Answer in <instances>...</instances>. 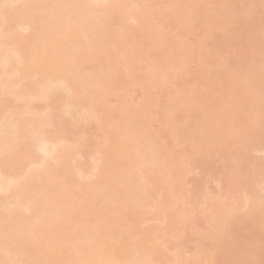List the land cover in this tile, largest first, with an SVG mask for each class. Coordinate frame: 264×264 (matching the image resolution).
Here are the masks:
<instances>
[{
  "label": "bare ground",
  "instance_id": "1",
  "mask_svg": "<svg viewBox=\"0 0 264 264\" xmlns=\"http://www.w3.org/2000/svg\"><path fill=\"white\" fill-rule=\"evenodd\" d=\"M229 4L231 0H0V264H168L166 252L173 248L169 244L166 249L168 243H175L186 226L191 232L190 212L196 209L188 207L189 217L182 209L189 202L185 182L181 184L191 170L177 162L169 144L175 150L178 143L202 164L214 155L222 165L243 160L250 142L254 152H264V53L256 52L258 60L243 75L233 67L230 59L237 51L229 37L236 35L237 17ZM248 7L246 19L261 22L254 17L256 7ZM155 16L177 19L195 36L198 49L156 28ZM254 27L264 33L263 26ZM191 62L198 68L188 98L174 89L164 93L159 120L171 139L165 138L167 146L150 130L148 112L157 95L133 108L126 91L130 94L138 84L151 94V88L187 76ZM111 96L117 106H109ZM212 117L219 127L207 125ZM227 120L233 123L229 130ZM92 121L109 144L86 141ZM91 148L94 153L88 152ZM250 164L261 179L255 185L259 191L242 178L247 195L236 199L247 198L235 204L239 209L233 207L239 201L227 206L226 194L218 196L225 202L203 196L210 208L204 226L195 230L194 242L180 237L173 248L185 258L192 253L191 264H245L260 251V246L255 251L246 246L249 236L242 239L253 225L258 229L250 233L264 234V166ZM251 187L254 196L248 194ZM154 216L163 226L168 221L165 230L153 229L157 237L149 225L143 227ZM239 230L242 236L233 238ZM174 257L172 264L183 260Z\"/></svg>",
  "mask_w": 264,
  "mask_h": 264
},
{
  "label": "rangeland",
  "instance_id": "2",
  "mask_svg": "<svg viewBox=\"0 0 264 264\" xmlns=\"http://www.w3.org/2000/svg\"><path fill=\"white\" fill-rule=\"evenodd\" d=\"M248 6H250V7L251 6H255L256 7V10H257V13L258 14L257 15H254V17L256 19H259V20L261 19V22L260 21H254L252 19H246V17H245L246 16V13H247L246 8H249ZM229 8H230L231 14L234 13L235 14V17H237L236 18V23L234 25V28H236V30H237L236 35L235 36H232V37H229V41L231 42V45H233L234 49L237 51V54L230 59V62H231V64H233V67L236 68V69H238L242 73V75H243L246 72H249L250 69L253 68L254 63L258 60V57H256V52H258V53H264V33L261 30H258L256 27H254L255 25L256 26L259 25V26H263L264 27V0H231V4H229ZM252 18H253V16H252ZM162 20L159 17H156L155 16L154 26L157 28V25H158V28H161L160 30L163 31L164 33L165 32L167 34L170 33L171 35L173 33L176 38L179 37L178 41L181 40L180 41L181 43L183 41L185 43L186 42L189 43L190 46L194 49V51H196L198 49L197 48V44H196L197 43L196 42V39L194 38L195 36H193V37L192 36H189L187 34V32L185 31V28L183 27V25H181V24L178 23V20L177 19L170 18V20L168 19V21H162ZM259 46H260V49L258 50V47ZM212 61L213 60H210V62L208 63V67L205 70V73L208 70V68L210 67V65H212V63H213ZM195 62H191L192 63L191 65L189 64L190 66H188V68H189L188 70L189 71H188V74H186L187 76L183 75L179 79H177L176 81H172L168 85L167 84L166 85L164 84L163 87H162V84H160L159 86H155L154 88H151V90H150L152 92L151 94H149V91H147L148 93L147 92L145 93L144 92L145 90L142 88V86L141 85H138V84H136V85H134V87H132V89H131L132 91L129 90L130 91V94H128V91L124 90V91L127 92L128 97H127L126 93L123 92V93H125L126 98H128V99L129 98L130 99L133 98V99H131V101L130 100H127L128 102H132V103L133 102L134 103L136 102V104L133 103V105H132L133 108H138V106H140V104H142L150 95L151 96L154 95V98L156 97L155 94L157 95L156 98H158V99L155 98L156 99L155 105H156L157 108H155V105H154V108L152 107V109H151L152 111L150 110L148 113H150L151 115L150 114L149 115L152 117L150 123L152 122L151 123L152 126L154 125L153 127L150 126V130L153 133L155 132V134H158V138H159V135H160V141H165V140L169 139L168 136H167V134H165V130H163L161 128V126H160V121L163 119L162 116L164 115V114H162L163 113L162 112V109H163V106L166 104V101H165L166 99H164V98H166V95L164 93H166L165 92L166 89H169L168 91H173V89H174V90H177L178 91V94L179 93L181 94L179 97L188 98V97H184V96L190 94L189 92L192 89V86H193V84L195 82V81L193 82V80L197 78L196 77V73H197L198 65ZM165 65H167V64H165ZM83 67H84L83 69H87L88 68V65L87 66H83ZM163 67H164V64H163ZM121 68L123 69V63H121ZM160 88H162V89L160 90ZM158 89H159V91H158ZM215 89L218 91V88L217 87H215ZM162 90H164V91H162ZM154 91H155V93H154ZM121 92H122V90H121ZM131 94H133V95H131ZM146 94H147V96H143V95H146ZM195 97H196V95H193L191 98H195ZM110 98H112V99L107 100V101L111 102L109 104V106L111 104H112L111 107L112 106L113 107L114 106H117L118 103H114V101L116 102L117 100L115 98L113 99L112 96ZM141 101H143V102L141 103ZM246 103H247V108H249L250 101H247ZM193 110L194 109H192V111ZM160 118H162V119L159 120ZM212 118H211L212 120L209 119V120L206 121L207 122V125L210 128H212V129L219 127L217 125L219 123L218 118L217 117H212ZM94 121H96V120H94ZM94 121H92L91 123L89 122V125L90 126H89V128L86 129V131L89 130V132H88L89 135L87 137L85 136L86 137V141L87 140L90 141V139L92 138V141L91 142L95 143L94 145H96V143H98V142L99 143L100 142L101 143H105V144L108 143L109 141L106 140V138L102 135L101 131L99 130V128H98L99 126L96 124L97 122H94ZM98 122H99V120H98ZM225 125H226V128L229 130V129L232 128L233 123L230 120H227V122H226ZM225 137H226V134L224 133L222 139H224ZM165 138H167V139H165ZM93 139L95 141H93ZM163 139H165V140H163ZM170 140L171 139H169V141ZM168 143L169 142L167 140L165 144L168 146ZM175 143H177V142H174L173 144L175 145ZM232 143L235 144V145H240V144H237L235 142H232ZM241 144H243V143H241ZM263 144H264V140H263ZM170 145L171 144H169V146ZM103 146H104V144H103ZM169 146H168V149L173 154H174V151L176 152L174 154V156L176 155L179 158L177 160V162L180 161L179 163L184 168H186L188 170H191V172L188 171V173L190 172L191 174L188 177L186 175L184 177L186 180L183 179L184 181L181 184V187H182L183 183L185 182L184 183L185 185H183L182 188L185 187L184 188V191H185V194H184L185 197L184 198H186V200H188V202H189V203H187L186 200L183 199L185 201V203H187V204H183L185 207H182V209L188 211V209L190 207H191V210L196 208L195 211H193L194 214H192V211L189 210V211H191L190 213L193 216V219H194V222H196V225H195L194 222H192V223H194L193 225H191L192 223L190 224L189 227L191 229L190 230L191 232L188 231L189 228L187 229V226L186 227L185 226L182 227V229L184 227L186 229V230H184L185 231L184 233L181 231V228L180 227H179L180 229L177 228L176 230L177 231L180 230L181 231L180 233H182V236L179 235V238H178L179 240H180V237L184 238L185 236H187L191 241L193 240V242H194V240L196 239V236H195L196 234L195 233L197 232L195 230H199L202 226H204V224H205L204 220L206 218V217L204 218V216H205V214H207L208 210L210 209V208L207 209L208 208V205H209V203H208V205L206 204L207 207L204 209V211H206V212H203L202 211L203 208H204L203 206H206V205H204L205 204L204 203L205 202L204 200L207 201V199H205V198H204V200L202 199L203 196L205 195V197H206V194H211L209 196H214V197L217 196L218 197L220 194H221V196H222V194H226V195H223V196H226L227 197L226 200H227V203H229V205L226 203L227 206L230 207V204L232 205V202H233L232 200L237 201V202L239 201L238 203L233 202L234 203L233 205H235V204L237 205L238 204L237 206H239V203L241 201L240 199L243 196H246L247 195V194L246 195L245 194L243 195L244 191L247 193V191L246 190H243V189H247V188H244L243 186H240L241 181L245 183L244 179H242V178H247L250 183H253V185H250V186H253V188L255 187V189H258V187H257L258 185L256 184V182H260L261 179H260L259 176H257V174H253L252 169H251L252 167H251V164L250 163L252 161H256V162H258V164L259 163L261 164V167H262V164L264 166V152H262V153L261 152H254L255 143L252 144V142H250V143H248L245 146L246 148H244L245 152L246 151L247 152H246V157L243 160H240V161H229V162H226L225 164L222 165V164H219L220 162H217V161H219L217 158H216L217 161L216 160L214 161V159L216 157V155H214L213 156L214 159L213 158L212 159H209L208 158L207 161L208 160H211V161H209V162L206 161L205 164H202L200 161H198L199 159L198 160L196 159L197 161L196 160H193V159H190L189 152L186 151V150L184 151L183 150L184 148L182 149L181 147H179L178 143H177V145H175V147L177 146L178 149L177 148L175 150L172 149V146L173 145L170 146V148H171L170 149ZM175 147H173V148H175ZM91 150H92V148H91ZM91 150L89 149L88 152L89 151L90 152H93L94 151V150H92V151ZM85 156H86V153H85ZM90 156H91V154H90ZM229 156H228V158H229ZM87 157H88V153H87ZM87 157H86V159H88ZM218 158L221 159V157H218ZM239 162H241V165L239 164ZM231 174L234 175V177ZM230 176H232L234 179L236 178V180H231L232 178ZM239 176H241V177H239ZM258 177H259L260 180L258 179ZM257 179H258V181H257ZM169 180H170V177H169ZM233 181H235V182H233ZM250 183H248V184H250ZM236 185H238L239 187L236 186ZM244 185L246 187H248L247 184H244ZM255 185H257V186H255ZM253 188L251 187L250 190L248 189L250 191V192H248V194L252 192ZM168 189H170V188H168ZM255 189L253 191H255ZM179 190H182V189H179ZM182 191H180L178 193H182ZM184 191H183V193H184ZM256 191H259V189L256 190ZM240 193H242L241 195H243V196L241 198H239V199H236V198H238V196L240 197ZM256 194L257 193H255V195ZM252 195L254 196L253 192H252ZM263 195H262V197H263ZM181 196L183 197V194ZM209 196H207V197H209ZM250 196L251 195H249V197ZM260 196H261V194H260ZM211 198H213V197H211ZM218 198L219 199H215V200H218L217 202H221L222 200H225L224 197H222L224 199H220L221 197H218ZM246 198H244V197L242 198V203L244 202L243 199H246ZM210 200L208 199V201H210ZM160 201H162V200H160ZM225 201H222V202H225ZM226 204L224 203L225 206H226ZM236 205L233 206V207H237ZM197 206H198V208H197ZM186 207H187V209H185ZM240 207H241V205H240ZM163 209H160V211L158 213L160 214V212L163 211L161 213V215L165 216L164 215L165 214V212H164L165 209L164 210ZM237 209H239V208L237 207ZM189 211L187 213V216L188 215L190 216ZM161 215H159L158 218L159 217L162 218ZM154 217H153V220H151L150 218H149L150 220L148 219L149 221H146L145 220L144 221L145 225L143 227H146L147 225H149L150 227L147 226V229L150 228V230L152 229V231H153V229L156 228L157 232H160L159 229L165 230V228L163 229V227L166 226V228H167V225L166 224L168 223V221L163 226V224H162L163 221H161V220L164 219L166 216L163 217L160 221L159 220H156L157 219L156 217L154 219ZM188 217H184V218H188ZM263 219H264V216H263ZM166 220H168L167 217H166ZM166 220H164V221L166 222ZM160 223H161V226H158L157 224H160ZM153 225H154V227L151 228V226H153ZM155 225H157V226L155 227ZM251 225H253V224H251ZM192 226H194V227L192 228ZM196 226H198V228H196ZM254 226L255 225H253V227L251 226L252 228L249 226L248 229H246L245 231H243L242 232L243 236L240 234L241 231L243 230V229H241V227H240L241 231L239 230L240 231L239 234L234 235L235 234V230H234L233 238H237V236L240 235V237L241 236L242 237H245V238H242V239H246L247 236H249V238L251 240L253 239L252 241H248L249 238H247L246 240L248 242L245 240L246 243H247L246 246L248 245L251 248V251H252V249L255 251V249H259L261 247L262 250L259 249L260 251H257V253L256 252H253V253L254 254L256 253V257H258L257 256V254H258L259 255V258H260L258 260H260V262H262L261 264H264V234L262 235L261 234V231L258 230L256 232V234L253 235L255 233V231L258 229L257 227H256L257 228L256 229ZM157 227H159V228H157ZM237 228L238 227H236L235 229L237 230ZM243 228L245 229V226ZM246 228H247V225H246ZM253 228H255L256 230H254V231L251 230L253 233L252 232L250 233V229H253ZM192 231H195V232H193V234H192ZM259 231H260V233H259ZM155 232L156 231L154 230L153 233L157 237V235L155 234ZM178 233H176V234H178ZM258 233H259V235H257ZM251 236H253V237H251ZM258 236H260V237L257 238ZM193 237H195V239H193ZM188 238H185V239L188 240ZM177 240L174 241L176 244L175 243H168V247L166 249H169L170 246L176 249V247H174V246H176V245L178 246V244L180 243L179 240H178V242H177ZM169 244H170V246H169ZM180 245H182V242H181ZM188 245H191L190 242H189ZM244 245H245V243H244ZM166 246H167V244H166ZM193 247L194 246L192 244V246H190V248H191L192 251H193ZM173 248H171L168 251L165 250V251H167L166 252L167 260L169 259L168 262L166 260V262L168 264L170 263L169 261H171L173 263V261H172L173 256H175L174 257L175 260H180V258L183 259V260H180V264H191V262L194 260V258H193L194 255L192 256V253L190 255H189V253L188 254L185 253V255H187V257L185 258V257H182L181 256L182 252L180 253V251H178L180 249H178L176 251ZM244 248H246V247L244 246ZM248 249H246V251H249L250 252V250H248ZM169 251H171V252H169ZM174 252L176 253V255H175ZM249 252H247L248 255L250 254ZM179 253H180V255H179ZM183 254H184V252H183ZM246 254H245V258L246 257L248 258V255L246 256ZM251 254H252V252H251ZM170 256H172V257H170ZM177 256L179 257V259H178ZM253 257L250 256L248 259H245V258L244 259H245V261H247L246 263H248V264H257V263L260 264L259 261L258 262L256 261L255 255ZM188 258H190V260L192 259V261L190 262V260ZM186 259H187V261H186ZM177 262H179V261H177ZM255 262H257V263H255ZM172 263H170V264H172Z\"/></svg>",
  "mask_w": 264,
  "mask_h": 264
}]
</instances>
